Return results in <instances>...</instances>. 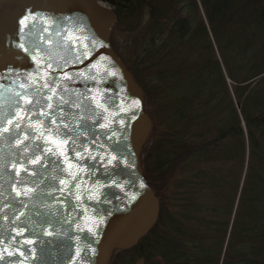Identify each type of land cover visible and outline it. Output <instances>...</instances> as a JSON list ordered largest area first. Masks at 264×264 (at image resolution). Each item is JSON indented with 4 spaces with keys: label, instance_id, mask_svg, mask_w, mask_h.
Here are the masks:
<instances>
[{
    "label": "trees",
    "instance_id": "16d2710c",
    "mask_svg": "<svg viewBox=\"0 0 264 264\" xmlns=\"http://www.w3.org/2000/svg\"><path fill=\"white\" fill-rule=\"evenodd\" d=\"M100 1L144 93L140 164L159 204L108 264H264V0Z\"/></svg>",
    "mask_w": 264,
    "mask_h": 264
},
{
    "label": "water",
    "instance_id": "95a60500",
    "mask_svg": "<svg viewBox=\"0 0 264 264\" xmlns=\"http://www.w3.org/2000/svg\"><path fill=\"white\" fill-rule=\"evenodd\" d=\"M115 20L100 0H47L31 29L0 53V129L27 88L31 122L55 120L51 128L68 138L62 155L27 119L0 131V238L14 253L0 264H108L116 247L132 246L157 221L140 164L152 124L142 89L109 45ZM38 77L55 81L52 101L31 86Z\"/></svg>",
    "mask_w": 264,
    "mask_h": 264
},
{
    "label": "snow or ice",
    "instance_id": "6c2138e0",
    "mask_svg": "<svg viewBox=\"0 0 264 264\" xmlns=\"http://www.w3.org/2000/svg\"><path fill=\"white\" fill-rule=\"evenodd\" d=\"M22 23H24L25 26L27 27V24H28L27 18H25V20L22 21ZM19 47H23V45L21 44V45H19ZM49 67H51V65H49ZM39 79H43V77H38L37 80L32 81L31 86H36L37 88L47 89L48 91H46L43 94L42 99L46 98L48 101H52L54 97L58 96L57 85H56L55 81L54 80L45 81L41 85V84H38ZM26 83H28V82L26 81ZM20 87L24 88L25 85L22 84V85H20ZM61 91H63V89H61ZM15 95L17 97H19L20 101H23V103H18L17 110L14 113L13 118L8 119L6 121V126H4L2 129H0V131L7 133L9 131V127L12 124H15L16 127L19 128L20 123H16V121H20L22 123L27 119L29 121L30 126L33 128V130L38 131L39 135L41 137H45V134L47 133V142L54 145L56 151L60 152L62 155L66 154L65 148H66V145L68 144V138L65 136L64 139H60L59 137L61 135V131H60L59 127H57V129L53 130L50 126L51 124H56V121L51 120L49 122L48 126H46L42 121L31 122L32 110L25 108L24 105L25 104L31 105L33 103V98H31L27 95V88H25L24 93L17 92ZM36 103H39V101H36ZM44 107H46L47 109H49L51 111H54L53 105L51 103L45 105ZM41 114L47 115V113H45V112H41ZM49 151H52V149L50 148ZM78 155H79V153H78ZM32 162L37 163L38 161L34 159ZM68 167H69V169H71L73 166L71 163H69ZM20 171L27 173L29 171V169L21 168ZM69 175H73V178H74V174L72 172H69ZM19 194L20 193L18 192V195ZM17 235H23V230L21 229L20 231H18ZM31 242H32L31 240H25L24 241V243H31ZM8 243L12 244V243H20V242L16 241L14 237H10L8 239ZM4 245H5V240L3 238H0V259H2L5 254H14L10 251V248L8 246H4ZM17 251H18V249H17ZM21 254H23V253H21Z\"/></svg>",
    "mask_w": 264,
    "mask_h": 264
},
{
    "label": "flooded vegetation",
    "instance_id": "af4514ba",
    "mask_svg": "<svg viewBox=\"0 0 264 264\" xmlns=\"http://www.w3.org/2000/svg\"><path fill=\"white\" fill-rule=\"evenodd\" d=\"M38 1L40 2V9H38ZM46 5L47 0H0V14L8 12L14 13L10 15H17L19 17L17 21L4 26L3 29H6V31L3 32L2 36L0 35V53L11 48L10 39L19 40L23 33L31 29ZM25 18L28 21L27 27L22 23Z\"/></svg>",
    "mask_w": 264,
    "mask_h": 264
},
{
    "label": "rangeland",
    "instance_id": "374dc122",
    "mask_svg": "<svg viewBox=\"0 0 264 264\" xmlns=\"http://www.w3.org/2000/svg\"><path fill=\"white\" fill-rule=\"evenodd\" d=\"M4 3V2H2ZM39 1H38V9H40V5H39ZM105 6L109 7L106 3H104ZM10 14H14V13H4V14H0V35L2 36L3 32L6 31V29H3L4 26L6 24H11L13 21H17L19 19V17L17 15H10ZM1 30H4V31H1ZM215 55L216 57H218V53L215 49ZM224 75H225V72L223 71ZM227 83H230L228 79H226ZM118 248V247H116ZM119 250L123 249V248H118Z\"/></svg>",
    "mask_w": 264,
    "mask_h": 264
}]
</instances>
